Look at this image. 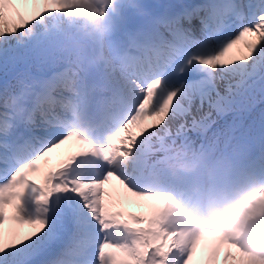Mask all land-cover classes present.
Returning a JSON list of instances; mask_svg holds the SVG:
<instances>
[{"label":"snow or ice","instance_id":"1","mask_svg":"<svg viewBox=\"0 0 264 264\" xmlns=\"http://www.w3.org/2000/svg\"><path fill=\"white\" fill-rule=\"evenodd\" d=\"M22 2L31 17L0 0V264H193L204 240L200 264L221 251L223 264H264L184 224L174 201L193 186L264 188V135H250L264 103V0ZM86 11L102 24L78 25ZM178 157L195 170L175 175ZM114 183L149 214L121 210Z\"/></svg>","mask_w":264,"mask_h":264},{"label":"bare ground","instance_id":"2","mask_svg":"<svg viewBox=\"0 0 264 264\" xmlns=\"http://www.w3.org/2000/svg\"><path fill=\"white\" fill-rule=\"evenodd\" d=\"M91 2L94 3L96 7L99 8L102 5H104L105 4L104 2H107V0H91ZM14 3H15V9L12 13L13 18H15L16 11H19L25 17H31L34 11V6L32 5V3L30 2L25 3V2H22V0H14ZM73 15L76 20V23L81 26H87L88 28H91L93 26H96V25L100 26L102 24L101 16L94 15L90 11H86L81 15H76L75 13H73ZM145 123H152V118H148V120ZM136 131L138 133L139 129H136ZM77 149H78V145H76L75 142H72L50 153L49 156L46 158V160L41 162V172L33 178L36 179L38 182L42 181L44 175L48 171L55 170L56 168H58L64 161H66L69 158V155L71 156L73 153L77 151ZM194 170L195 168H194L192 161L185 159L183 157L177 158L176 161L173 163V173L175 175H180L182 172L183 173L192 172ZM106 187H108L109 191L112 193L113 199L118 200V201H123L120 204V208L121 210L125 211L126 214H140V215H145V216L149 214V209L147 207L137 205L131 200H129V202L124 201L121 190L119 186L116 185L115 183L113 185H109ZM227 189L228 188L224 186H219L215 188L214 190H215L216 195H218V198H220L221 196L226 195ZM245 190L246 188L239 191L241 192L240 195H242ZM175 196L179 198V202L175 201L177 216L182 219L184 224L192 228H198L196 226L198 224L196 223H198V221H200L201 219H207L209 222L210 221L220 222L221 219H224L223 220L224 225H222L223 227H220L221 229L218 230L219 235L222 237H227V235H229L227 238L230 241H235L237 246H242V247L244 246L245 240L247 239L254 240L264 235V214H262L260 218H258L257 220H253V221L244 220L245 221L244 223H240L237 220V217L233 215H229V216L224 215V211H222V208L220 207L224 203L220 202L219 204V200H218L217 202L218 206L217 204H213L209 206V208H207L206 210L199 209L200 212H202L204 216H202L201 218L199 217L198 219L192 220V218L197 214V212H194V209H193L194 204L198 202V198L200 197L204 198L206 195H202L200 189L196 186H193L190 189L182 190V191L174 193V197ZM240 197H241V200L246 199L245 195H242ZM216 198L217 196L215 197V199ZM187 207L192 208L190 210L191 212L190 214L189 212H186ZM9 214L11 215V210H9ZM190 216H192V218ZM24 231L25 232L29 231L28 226H24ZM225 231H227V234L223 235L222 232H225ZM259 233H262V234H259ZM255 235L257 236V238ZM210 248H211L210 240L202 241L201 244L198 246L197 253L194 257L193 264H200V262L208 256ZM232 251L235 253V249H233ZM219 255H222L221 258L224 257L225 255L224 251H221Z\"/></svg>","mask_w":264,"mask_h":264},{"label":"rangeland","instance_id":"3","mask_svg":"<svg viewBox=\"0 0 264 264\" xmlns=\"http://www.w3.org/2000/svg\"><path fill=\"white\" fill-rule=\"evenodd\" d=\"M96 26H99V25H96ZM249 39H254V37H249ZM262 112H264V103H261L260 105H258L257 112L254 113L253 117L250 118V119H254L255 120V124H254V126L252 127V129L250 131V135L254 136V137H257V138H259L262 135H264V121H261V119H260V115H261ZM238 190H237V192H238ZM260 192H264V188H261V186H259V188L257 190H253V192L248 193L245 196L246 199H245L244 202L232 206V212H230L231 213L230 215H233V216L237 217V220L240 223H244L247 220H251V221L257 220L258 218H260V216L262 214H264V198H261V197L258 196V193H260ZM127 202H129V200H127ZM142 226H144V225H142ZM203 228H205V229H218V226L216 224H210V225H204ZM259 234H262V233H259ZM223 235H225V233H223ZM228 236L229 235H227V237ZM256 238H257V236H256ZM258 238H260V237H258ZM243 247L244 248H249L253 252L260 253V254L264 255V252L260 251L254 245V243L251 242V240H245ZM221 256L222 255H219V258L217 260V264H223L224 257L221 258Z\"/></svg>","mask_w":264,"mask_h":264},{"label":"clouds","instance_id":"4","mask_svg":"<svg viewBox=\"0 0 264 264\" xmlns=\"http://www.w3.org/2000/svg\"><path fill=\"white\" fill-rule=\"evenodd\" d=\"M163 122L164 121H161L160 123L163 124ZM159 126L160 125H153V127H159ZM145 131H147V129H145ZM253 243L260 251L264 252V236L254 239Z\"/></svg>","mask_w":264,"mask_h":264}]
</instances>
